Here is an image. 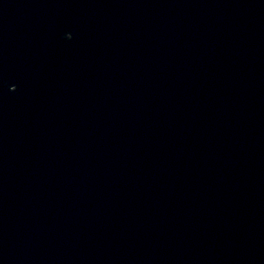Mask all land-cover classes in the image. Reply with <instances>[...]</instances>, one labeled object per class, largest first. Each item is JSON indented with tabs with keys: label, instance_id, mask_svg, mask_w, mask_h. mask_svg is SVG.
<instances>
[{
	"label": "water",
	"instance_id": "1",
	"mask_svg": "<svg viewBox=\"0 0 264 264\" xmlns=\"http://www.w3.org/2000/svg\"><path fill=\"white\" fill-rule=\"evenodd\" d=\"M0 264H264V0H0Z\"/></svg>",
	"mask_w": 264,
	"mask_h": 264
},
{
	"label": "snow or ice",
	"instance_id": "2",
	"mask_svg": "<svg viewBox=\"0 0 264 264\" xmlns=\"http://www.w3.org/2000/svg\"><path fill=\"white\" fill-rule=\"evenodd\" d=\"M67 39L68 40H71L72 39V36L71 35H67ZM17 89H16V86L15 85H13L12 87H11V91H16Z\"/></svg>",
	"mask_w": 264,
	"mask_h": 264
}]
</instances>
